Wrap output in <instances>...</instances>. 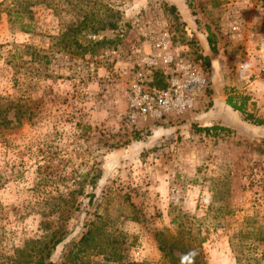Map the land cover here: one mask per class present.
<instances>
[{"label":"rangeland","instance_id":"1","mask_svg":"<svg viewBox=\"0 0 264 264\" xmlns=\"http://www.w3.org/2000/svg\"><path fill=\"white\" fill-rule=\"evenodd\" d=\"M40 1L26 32L0 17V263L30 239L40 252L59 237L56 264L80 247L77 264H168L161 245L201 264H264V125L225 103L245 95L264 120V0ZM107 5L119 28L81 29L80 43L99 42L82 51L70 36ZM166 32L207 86L192 110L131 126L123 87ZM13 47L21 67L5 63ZM211 125L229 131H198ZM92 222L94 240L81 241Z\"/></svg>","mask_w":264,"mask_h":264},{"label":"trees","instance_id":"2","mask_svg":"<svg viewBox=\"0 0 264 264\" xmlns=\"http://www.w3.org/2000/svg\"><path fill=\"white\" fill-rule=\"evenodd\" d=\"M42 1L40 0H8L5 2V5L3 7H0V17L1 14L4 12L7 15L8 22L13 25L17 26L22 31H28L30 30V22L24 21L28 19H32V10L30 7L32 4H39ZM3 2L0 3V5ZM70 4H72V1H70ZM3 5V4H2ZM75 6H72L70 11L73 10ZM174 8V6L172 7ZM121 24V13L119 10L114 9L112 5H107L106 7V16L104 18H98L92 15L90 12L85 11L83 13V17L79 24L77 25L79 33L76 35L73 34L72 40L77 45V47L81 48L82 51L86 52L90 48V44H99L98 41H92L91 39H87V35L84 36L86 43L82 44L80 43L79 35L81 34V29L85 30L89 34H97L100 31L105 30H116L119 28ZM82 26V27H80ZM64 34V32L62 33ZM66 35V32H65ZM69 36V35H67ZM208 42L210 45L214 44V36L212 33L208 35ZM27 48L29 49V45H24L23 49ZM22 50V48H16L13 47L10 50H7V58L5 60L6 64H11V66L15 67V64L17 67H21L23 63L25 62L23 60V55L19 54V51ZM25 51V50H24ZM28 52V51H27ZM33 51L29 52L31 59H35L38 54L32 53ZM206 61L208 62V59L206 58ZM13 64V65H12ZM164 82L162 84H158V86H163ZM225 103L229 105L233 110H236L240 112L243 115V118L245 120H248L251 123L257 124V125H264V120L258 117H255L251 112L247 111V97L245 95H239V94H229L226 99ZM9 108V105H3V103L0 102V126H6L5 122L7 121V117L5 116V112ZM21 116L25 115V111H21ZM10 122V121H9ZM198 131L204 132L206 134L212 133L215 134L217 131L221 132H228L229 129L227 127H223L220 125H211V126H204V127H198ZM98 229L97 225H94L93 222L91 223V227L88 228L86 233L81 238V241H92L94 240V231ZM52 235V238L56 234V230H53L50 232ZM51 240V238H50ZM45 241V244H43L42 248L40 249V252L35 250V245H31V243L35 242L36 240H28L26 243H24L22 246H18L13 250L12 255L6 257L4 261L0 264H56L54 261L50 259L51 251L55 247V245L60 241V238H54L52 241V245L49 246V242ZM37 242V241H36ZM34 246V247H33ZM161 252H163V256H167L170 258V263L168 264H201L198 262L196 253H192L191 251L185 253L184 256H189V259H184L183 257H176L172 251V247H168L166 250L164 246L159 247ZM84 248L80 247V249L74 251V249H69V251L63 255L61 258V261L57 264H77V259L80 257L81 252H84ZM184 260V261H183ZM126 264H143L138 263L136 261H127Z\"/></svg>","mask_w":264,"mask_h":264},{"label":"built area","instance_id":"3","mask_svg":"<svg viewBox=\"0 0 264 264\" xmlns=\"http://www.w3.org/2000/svg\"><path fill=\"white\" fill-rule=\"evenodd\" d=\"M154 46L139 59L146 73L130 78L123 87L126 123L131 126L192 110L207 86L202 71L191 60L174 53L167 32L157 37ZM157 70L164 77L163 86L153 85L146 76ZM121 73L127 74L126 67Z\"/></svg>","mask_w":264,"mask_h":264},{"label":"crops","instance_id":"4","mask_svg":"<svg viewBox=\"0 0 264 264\" xmlns=\"http://www.w3.org/2000/svg\"><path fill=\"white\" fill-rule=\"evenodd\" d=\"M226 106H227L228 108H231V107H230L229 105H227V104H226ZM215 108L218 110V114L215 112ZM215 108H214V110H212V116L215 117V118L221 119V118H219L220 116H218V115H220L221 111H223L224 108H223V109H220L219 104H218L217 106H215ZM231 109H232V108H231ZM225 112H226V110H225ZM221 120H222V119H221ZM222 121H224V120H222Z\"/></svg>","mask_w":264,"mask_h":264}]
</instances>
